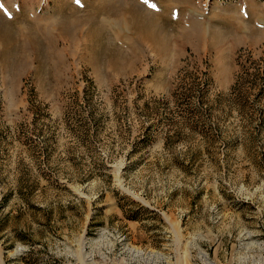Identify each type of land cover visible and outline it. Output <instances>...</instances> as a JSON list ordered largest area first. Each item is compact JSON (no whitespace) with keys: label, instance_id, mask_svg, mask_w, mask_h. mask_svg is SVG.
I'll return each mask as SVG.
<instances>
[{"label":"rangeland","instance_id":"obj_1","mask_svg":"<svg viewBox=\"0 0 264 264\" xmlns=\"http://www.w3.org/2000/svg\"><path fill=\"white\" fill-rule=\"evenodd\" d=\"M0 264H264V0H0Z\"/></svg>","mask_w":264,"mask_h":264},{"label":"bare ground","instance_id":"obj_2","mask_svg":"<svg viewBox=\"0 0 264 264\" xmlns=\"http://www.w3.org/2000/svg\"><path fill=\"white\" fill-rule=\"evenodd\" d=\"M137 252H139V253H140V251H137ZM206 258H207V256H206Z\"/></svg>","mask_w":264,"mask_h":264},{"label":"built area","instance_id":"obj_3","mask_svg":"<svg viewBox=\"0 0 264 264\" xmlns=\"http://www.w3.org/2000/svg\"><path fill=\"white\" fill-rule=\"evenodd\" d=\"M227 1H230V0H227Z\"/></svg>","mask_w":264,"mask_h":264},{"label":"trees","instance_id":"obj_4","mask_svg":"<svg viewBox=\"0 0 264 264\" xmlns=\"http://www.w3.org/2000/svg\"><path fill=\"white\" fill-rule=\"evenodd\" d=\"M257 79V78H256Z\"/></svg>","mask_w":264,"mask_h":264}]
</instances>
